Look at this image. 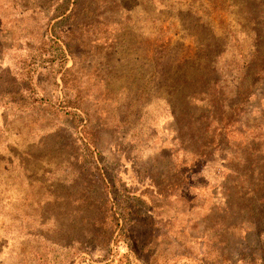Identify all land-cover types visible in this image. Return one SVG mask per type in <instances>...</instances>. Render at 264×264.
<instances>
[{
    "label": "rangeland",
    "instance_id": "rangeland-1",
    "mask_svg": "<svg viewBox=\"0 0 264 264\" xmlns=\"http://www.w3.org/2000/svg\"><path fill=\"white\" fill-rule=\"evenodd\" d=\"M0 264H264V0H0Z\"/></svg>",
    "mask_w": 264,
    "mask_h": 264
},
{
    "label": "trees",
    "instance_id": "trees-1",
    "mask_svg": "<svg viewBox=\"0 0 264 264\" xmlns=\"http://www.w3.org/2000/svg\"><path fill=\"white\" fill-rule=\"evenodd\" d=\"M259 35H260V30L258 31L257 36L259 37ZM258 53H260V48L257 50V55H258Z\"/></svg>",
    "mask_w": 264,
    "mask_h": 264
}]
</instances>
